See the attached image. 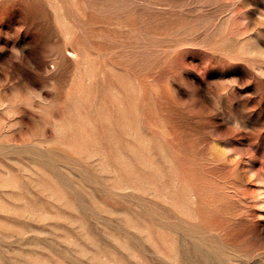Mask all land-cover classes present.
Listing matches in <instances>:
<instances>
[{"label": "rangeland", "instance_id": "obj_1", "mask_svg": "<svg viewBox=\"0 0 264 264\" xmlns=\"http://www.w3.org/2000/svg\"><path fill=\"white\" fill-rule=\"evenodd\" d=\"M0 264H264V0H0Z\"/></svg>", "mask_w": 264, "mask_h": 264}]
</instances>
